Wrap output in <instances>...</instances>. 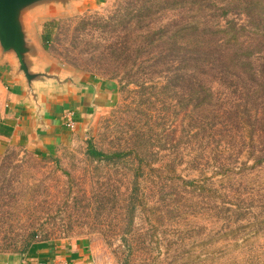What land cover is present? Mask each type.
<instances>
[{
	"label": "rangeland",
	"instance_id": "rangeland-1",
	"mask_svg": "<svg viewBox=\"0 0 264 264\" xmlns=\"http://www.w3.org/2000/svg\"><path fill=\"white\" fill-rule=\"evenodd\" d=\"M142 1L82 0L37 20L43 43L45 27H57L48 58L75 76L109 82L115 98L53 158L6 151L0 255L25 254L35 241L87 240L98 264H264V164L256 166L264 139L256 136L253 153L242 119L227 132L211 129L203 113L179 108L182 96L165 106L152 84L151 99H141L136 82L164 77L139 43L175 19L166 8L129 17V2ZM89 145L134 153L99 163Z\"/></svg>",
	"mask_w": 264,
	"mask_h": 264
},
{
	"label": "trees",
	"instance_id": "trees-1",
	"mask_svg": "<svg viewBox=\"0 0 264 264\" xmlns=\"http://www.w3.org/2000/svg\"><path fill=\"white\" fill-rule=\"evenodd\" d=\"M164 8L173 10L175 19L159 31H150L139 43L149 66L162 69L164 82H136L139 96L151 99L149 84L161 93L159 99H164L165 106L173 98L169 96H182L178 103L182 111L192 106L205 115V124L223 132L242 119L255 153L256 136L264 139V0H143L140 7L129 2L126 11L129 17L137 13L136 17ZM56 28L53 23L45 27L48 50ZM179 91L183 94L178 95ZM133 153L107 154L93 145L88 150L90 158L99 163H117ZM261 153L256 166L264 164V148ZM134 197L133 208L138 195ZM133 222L130 219V225Z\"/></svg>",
	"mask_w": 264,
	"mask_h": 264
},
{
	"label": "crops",
	"instance_id": "crops-1",
	"mask_svg": "<svg viewBox=\"0 0 264 264\" xmlns=\"http://www.w3.org/2000/svg\"><path fill=\"white\" fill-rule=\"evenodd\" d=\"M42 17L33 21L41 65L52 66L63 83L54 80L39 83L34 98L14 56L4 55L0 48V162L11 147L42 158L55 157L68 138L84 130L94 115L114 102L115 89L109 82L83 76L68 79L73 75L48 58L41 34L37 36V20ZM70 121L74 130L69 128ZM0 264H98V261L87 240L67 244L38 241L25 254L0 255Z\"/></svg>",
	"mask_w": 264,
	"mask_h": 264
},
{
	"label": "water",
	"instance_id": "water-1",
	"mask_svg": "<svg viewBox=\"0 0 264 264\" xmlns=\"http://www.w3.org/2000/svg\"><path fill=\"white\" fill-rule=\"evenodd\" d=\"M81 3L82 0H0V48L4 55L14 56L27 82L29 94L34 98L37 97L39 83L63 81L62 77L53 73L52 66L41 65V51L35 41L33 21L53 9H73ZM77 77L73 75L68 79Z\"/></svg>",
	"mask_w": 264,
	"mask_h": 264
},
{
	"label": "built area",
	"instance_id": "built-area-1",
	"mask_svg": "<svg viewBox=\"0 0 264 264\" xmlns=\"http://www.w3.org/2000/svg\"><path fill=\"white\" fill-rule=\"evenodd\" d=\"M69 128L72 130L75 129V125L72 123V121L69 122Z\"/></svg>",
	"mask_w": 264,
	"mask_h": 264
}]
</instances>
